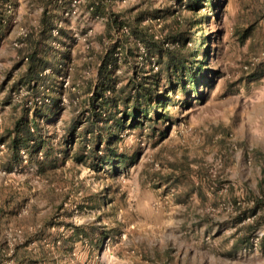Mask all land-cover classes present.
Returning a JSON list of instances; mask_svg holds the SVG:
<instances>
[{
  "label": "rangeland",
  "instance_id": "rangeland-1",
  "mask_svg": "<svg viewBox=\"0 0 264 264\" xmlns=\"http://www.w3.org/2000/svg\"><path fill=\"white\" fill-rule=\"evenodd\" d=\"M185 3L0 0V264H264V0ZM195 13L208 17L191 27ZM172 30L212 78L190 97L162 79L165 115L116 129L109 148L95 89L160 70L142 38ZM33 51L48 66L38 89ZM21 118L37 119L48 156L13 155Z\"/></svg>",
  "mask_w": 264,
  "mask_h": 264
},
{
  "label": "trees",
  "instance_id": "trees-1",
  "mask_svg": "<svg viewBox=\"0 0 264 264\" xmlns=\"http://www.w3.org/2000/svg\"><path fill=\"white\" fill-rule=\"evenodd\" d=\"M185 1V6L194 12L199 11L200 8L205 5H214V0ZM205 2L209 4H204ZM157 13L162 14L164 17L171 12L169 8H164L157 10ZM147 14L146 11L140 13L138 20L141 21ZM155 17H159V15H155ZM206 17H208V15L203 16L202 14L198 15L195 13L190 20L191 27H198L204 22L203 18ZM136 31L141 33L142 29H137ZM208 38L209 36L207 39ZM190 39L191 37L189 35L187 36V33L178 30H172L171 33H168L163 39H155L154 37L142 38V40H147L145 44L149 48L150 53H154V55L158 57V61L162 64L160 70L154 71L153 68H149L147 70L149 73L143 76L142 81L135 84L133 83L131 86L116 88L115 85H111L107 82L104 83L105 86L95 89L98 99L97 102L99 100L102 101H99L100 103L98 102L97 104V108L101 111H96V113L93 111L94 116H96L93 117L94 121L92 120V122L95 124L98 121L104 123L102 127L105 128L108 133L106 142L109 148L110 144L113 143L112 138L116 134V129H124L127 125L137 126L143 124L144 121H141L139 117H145L147 121L153 123L165 115V108L167 107V101L170 97L166 94V89L165 91L159 90L162 79H168L172 90L181 91L186 97H190L200 92V85L203 84L204 77L209 76V78H212L214 70L205 66L207 64L205 60L199 59L198 56L200 51L198 47L188 46V41ZM168 41L171 42L172 46L166 47ZM200 43L202 44L203 41ZM118 46L119 44H116L113 46V50H110L107 57V59H110L102 64L100 77L105 74V71L109 70L107 67L111 64L110 60L111 62L115 61L114 63L116 65L118 56H116L115 53L116 49L119 48ZM206 55H208V51H206ZM28 58L31 62L30 66H32L30 74L33 77L32 80L28 82V86L31 87V89H38L39 85L42 83L41 81L45 78L43 75L44 70L42 71V69L47 66V64H43L41 66L43 68L37 67L35 62L40 59L37 57L36 51H33ZM33 64H35V67ZM58 72L59 71H53V74ZM108 75L110 76L111 74ZM109 76H107L108 80ZM108 83L110 85H108ZM49 99H51V97H49ZM59 100L58 97L54 99L56 104H58ZM121 104L124 105L122 110H120ZM102 108L110 110L109 116L106 114L107 117H103L102 112L104 111ZM119 112H121V115L117 116ZM152 112H155V117L150 116ZM31 123H34L37 127L39 126L36 118H34L33 122L24 118L17 120L15 134L12 135L10 141V149L14 156H18L22 146L28 148V151H30L32 155H34V153L36 154V152L45 150V155L48 156L49 151L46 149V141L42 131L39 127L37 129H32Z\"/></svg>",
  "mask_w": 264,
  "mask_h": 264
},
{
  "label": "crops",
  "instance_id": "crops-1",
  "mask_svg": "<svg viewBox=\"0 0 264 264\" xmlns=\"http://www.w3.org/2000/svg\"><path fill=\"white\" fill-rule=\"evenodd\" d=\"M254 251V250H257V247H254V246H252L251 244L248 246V247H245L244 249H243V251H244V253H246L247 251L248 252H251V251Z\"/></svg>",
  "mask_w": 264,
  "mask_h": 264
},
{
  "label": "built area",
  "instance_id": "built-area-1",
  "mask_svg": "<svg viewBox=\"0 0 264 264\" xmlns=\"http://www.w3.org/2000/svg\"><path fill=\"white\" fill-rule=\"evenodd\" d=\"M263 22H264V18H263ZM263 232L260 233V231L256 234V237L254 238V241L257 242L258 239L262 236Z\"/></svg>",
  "mask_w": 264,
  "mask_h": 264
}]
</instances>
